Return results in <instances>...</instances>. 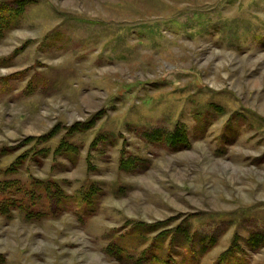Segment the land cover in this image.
<instances>
[{
	"label": "rangeland",
	"instance_id": "1",
	"mask_svg": "<svg viewBox=\"0 0 264 264\" xmlns=\"http://www.w3.org/2000/svg\"><path fill=\"white\" fill-rule=\"evenodd\" d=\"M98 112L72 140L82 148L75 166L52 169L49 159L29 170L68 181L70 193L99 181L98 208L89 217L74 204L55 219L0 216V264H134L106 254L110 240L137 242L136 254L156 223L169 228L174 218L219 233L200 262L213 264L234 234L264 229V0H29L0 42V148L57 126L54 144L61 129ZM175 125L189 131V149L138 135ZM98 132L116 140L88 173ZM121 148L147 167L119 171ZM134 224L155 231L140 241L124 234ZM249 260L264 264V248Z\"/></svg>",
	"mask_w": 264,
	"mask_h": 264
},
{
	"label": "trees",
	"instance_id": "2",
	"mask_svg": "<svg viewBox=\"0 0 264 264\" xmlns=\"http://www.w3.org/2000/svg\"><path fill=\"white\" fill-rule=\"evenodd\" d=\"M29 0L0 1V42L6 34L16 29L21 21ZM19 51V49H18ZM101 116L95 113L85 121L75 122L61 129L59 135L55 126L38 137H29L22 141V146H7L0 148V216L11 219L14 212H20L26 220L38 221L44 218L55 219L67 213L70 204L76 205V214L92 216L99 206L104 190L99 181L93 180L73 193L66 192L62 183L69 185L64 179L47 176L37 178L30 173L32 164L41 167L42 163L50 159L52 169L68 164L75 166L79 160L82 148L72 141L76 136L84 134L94 127V123ZM141 140L150 145L163 146L167 151L178 152L191 146L189 131L181 125H175L172 130L150 128L138 133ZM112 133L98 132L91 140L84 161L86 171H95V157L102 155V150L115 144ZM23 149V150H22ZM20 151V152H19ZM11 157L3 163V159ZM62 160L63 162H61ZM144 158L127 153L120 149L118 169L123 173L134 174L144 170ZM23 174L28 178L23 179ZM73 211V210H70ZM168 221V220H167ZM165 221V223H167ZM172 223L169 228L162 222L156 223L160 228L156 231L150 243L134 254L136 247L119 244L111 239L105 247V253L119 262H134V264H200L202 257L216 247L219 238L217 231L205 232L196 230L193 224L183 218ZM134 224L125 235L132 233L138 240H144V233H148L156 225ZM164 225V226H163ZM168 225V224H167ZM119 236L123 238V235ZM264 248V229H256L242 239L233 235L229 246L222 251L213 264H252L250 253H258Z\"/></svg>",
	"mask_w": 264,
	"mask_h": 264
}]
</instances>
